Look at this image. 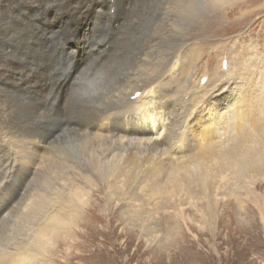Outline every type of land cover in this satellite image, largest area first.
Returning <instances> with one entry per match:
<instances>
[{
	"label": "rangeland",
	"instance_id": "rangeland-1",
	"mask_svg": "<svg viewBox=\"0 0 264 264\" xmlns=\"http://www.w3.org/2000/svg\"><path fill=\"white\" fill-rule=\"evenodd\" d=\"M116 1L106 6V28L116 21ZM160 5L145 1L136 23L118 35L108 65L91 75L104 72L112 90L122 89L140 79L138 60L150 41L158 51L179 50L180 68L173 60L163 80L175 141L151 159L130 151L111 157L92 177L93 189L68 172L50 175L49 199L14 213L0 230V264H264V0H220L215 36L208 24L186 21L185 50L177 49L179 37L153 35L150 12ZM67 43L58 48L75 64L83 54L71 55ZM3 120L0 106V164L18 171L10 185L0 177V208L22 201L15 183L39 163L9 146ZM192 159L202 167L186 175L180 169ZM123 162L139 168L122 174L114 165Z\"/></svg>",
	"mask_w": 264,
	"mask_h": 264
},
{
	"label": "bare ground",
	"instance_id": "bare-ground-1",
	"mask_svg": "<svg viewBox=\"0 0 264 264\" xmlns=\"http://www.w3.org/2000/svg\"><path fill=\"white\" fill-rule=\"evenodd\" d=\"M111 1L0 0V106L4 133L19 156L39 160L35 170H23L15 183L14 193L22 195V201L5 203L0 208V230L14 213L23 214L49 199L44 182L50 181V175L68 172L93 189L92 177L109 168L111 157H123L129 151L139 157L161 156L176 137L178 125L170 122L171 114L163 109L169 101L163 80L169 76L168 65L173 60L172 68H180L179 50L158 51V43L150 41L138 60L143 71L140 79L127 81L122 89L112 90L104 72L91 75L116 52L118 35L136 23L137 12L144 10L146 0H117L116 21L111 20L112 25L106 28L110 16L105 19V10ZM156 1L161 5L150 12L153 35L179 37L177 49L188 46L182 32L188 28L186 21L196 19L202 27L208 24L213 36L221 23L220 0ZM68 16L75 25H69ZM90 19L80 38L83 24ZM65 40L74 47L69 51L71 55L77 50L83 54L78 55L75 64L69 54L64 56L58 48ZM137 91L139 96L131 99L130 95ZM134 165L123 162L114 167L124 174L139 168ZM201 167L199 159H192L180 170L187 175L191 169ZM14 170L18 171L16 165L0 164L4 185L11 184Z\"/></svg>",
	"mask_w": 264,
	"mask_h": 264
}]
</instances>
